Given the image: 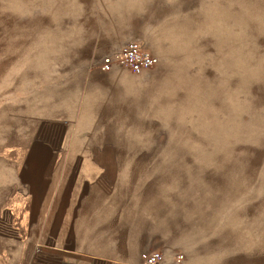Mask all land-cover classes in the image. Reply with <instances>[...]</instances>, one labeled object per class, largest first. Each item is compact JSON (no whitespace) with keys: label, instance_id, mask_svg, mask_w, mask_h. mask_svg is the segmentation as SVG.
I'll list each match as a JSON object with an SVG mask.
<instances>
[{"label":"rangeland","instance_id":"obj_1","mask_svg":"<svg viewBox=\"0 0 264 264\" xmlns=\"http://www.w3.org/2000/svg\"><path fill=\"white\" fill-rule=\"evenodd\" d=\"M128 40L153 66L101 70ZM92 143L113 145L106 206L138 264H264V0H0V218L21 219L20 175L57 150L64 178ZM58 197L29 199L32 238L88 232L92 199Z\"/></svg>","mask_w":264,"mask_h":264},{"label":"crops","instance_id":"obj_2","mask_svg":"<svg viewBox=\"0 0 264 264\" xmlns=\"http://www.w3.org/2000/svg\"><path fill=\"white\" fill-rule=\"evenodd\" d=\"M112 146L111 143H92L85 146L94 151L92 155H85L81 152V148L78 149L70 158V161L74 163L70 173H66L64 178H59V175L53 173L61 161L57 150L50 157L47 174L30 173L19 176L24 187L22 194L24 199L21 202L22 206L18 205L20 201L16 199L17 205L10 207V210L15 212L22 207V216L18 223H14V215L11 213L10 218H0V235H2L0 236V264H138V256L147 249L140 251L138 255V250L137 253L126 254L117 248L119 240L112 231L123 226L121 222L123 215L114 211L111 206L110 208L106 206L107 193L115 182V177L109 174V157H106L103 150L113 149ZM30 148L28 156L37 153V156L44 160L43 165L54 150L41 141L33 142ZM31 151L34 152L31 153ZM105 161L107 165L100 164ZM50 190L58 193L60 203L63 205L62 209L68 207L69 211H72V204L67 206L69 199L86 198L88 206L92 199L93 207L88 211L91 219L90 223L84 227L88 229L85 235L79 237L77 234L76 237L68 238L63 233L57 232L55 236L50 237L51 233L44 232L43 237L38 234L40 239L30 236L27 226L30 229L32 224L24 215V212L28 215L31 210L29 199H34L35 204L39 199L41 204ZM25 200H27L26 204ZM42 225L45 229L46 225ZM121 244L132 243L122 242Z\"/></svg>","mask_w":264,"mask_h":264},{"label":"built area","instance_id":"obj_3","mask_svg":"<svg viewBox=\"0 0 264 264\" xmlns=\"http://www.w3.org/2000/svg\"><path fill=\"white\" fill-rule=\"evenodd\" d=\"M154 64V55L137 40H128L119 49L100 62V69L107 71L114 65L125 67L136 74H141L150 69ZM183 253H177L178 260L183 259ZM164 259V253L159 250H151L144 256L145 264H157Z\"/></svg>","mask_w":264,"mask_h":264}]
</instances>
